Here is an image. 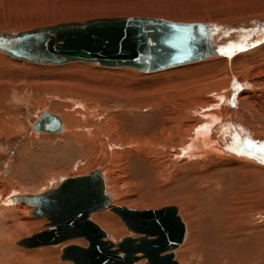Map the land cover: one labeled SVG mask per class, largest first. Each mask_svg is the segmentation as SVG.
I'll return each instance as SVG.
<instances>
[{
    "label": "bare ground",
    "instance_id": "6f19581e",
    "mask_svg": "<svg viewBox=\"0 0 264 264\" xmlns=\"http://www.w3.org/2000/svg\"><path fill=\"white\" fill-rule=\"evenodd\" d=\"M138 16L161 18L174 22L191 23V21L171 20L162 17L146 15ZM203 23L208 24V28L211 33L210 41L212 43V47H209V53L207 54L206 51V56L196 61L179 64V66L175 65L172 66L173 68L167 67L161 69L162 71L160 70V72L157 70L158 74L153 75V77H156L158 83H161V86H163L162 89H159V91L152 94L153 90L151 87H149L151 89L149 92L146 89H132V100H129V105H127L128 109L125 104V107L122 106L123 109H127V111L123 113H121L122 110L119 112L120 110L116 109L115 111L110 112V108L97 110L98 106L101 105L100 103L107 100L104 98L105 96L102 97V95L99 94H96V98L100 100V102L91 103L79 100L72 102L68 101L71 102V104L66 102L67 104L64 112L58 113L56 109L60 106V104H62V102H57L53 97L52 103L50 102L46 105L45 102H41L42 104L40 107L42 110L39 112V116L41 117L42 113L49 109L50 112L47 110L49 113L60 116L64 129L56 132L41 131L33 128L34 123L31 124V133L35 135L37 133L41 134L42 132H46L49 136H47L48 138H53L54 136L60 137V140L61 138L64 139L66 144L71 145V143H74L75 145H78V147L80 146L85 152L84 157L86 159L89 160L90 157L95 156L99 158V164L101 162L106 164L104 168H100L106 181L107 193L111 196L112 205H115V203H112V197L115 195L117 196L114 189L118 188V180L120 177L130 180L131 167L142 156L149 159L147 161L151 163L152 169L153 167L156 169L157 173L155 174L157 175H173L176 178L183 176V180L181 181L192 183L188 188V192L192 195L191 199L202 203H208L211 201L216 206V213L219 216V220L215 231L212 232V237L221 232L224 241L233 242L235 244V242L244 236L245 233L251 232L250 234H252L254 232L256 227L254 224L255 222L250 224L247 222L249 219L254 217L256 210H258L260 206L264 205V153L260 151L261 147H264V18H262V20L242 21L233 26H230L227 23ZM222 25L225 27H222ZM41 27H35L24 31ZM226 27L228 29L227 33L225 30ZM0 30L7 33L24 32L22 30L7 31L1 28ZM234 40L236 42H234ZM0 52L4 53V56L8 57V59H10L9 56L13 57L1 50ZM214 55H220L221 57H213ZM210 57L213 58L205 60ZM15 59L18 61L23 60L33 62L26 59ZM238 63L241 64L239 68H237ZM127 68L136 69L133 67ZM141 73L144 72L141 71ZM229 74H235V77L227 79ZM127 90L122 89V91L126 93ZM135 90L137 93H135ZM138 91H141L142 93ZM84 93H87L88 95V92ZM170 97L177 98V104H173L171 106L170 104L173 101V98L171 99ZM246 99H249L252 107L246 102ZM108 100L111 99L108 98ZM2 105L3 104L0 103V110H2V113H0V125L3 126V124L6 125V123H8V119L6 118L7 115H4V119H6L5 121L1 120L3 113H8V108H5L4 105ZM95 105H97V107ZM72 106L78 107L79 110L73 111ZM122 107L120 108L122 109ZM143 108L146 111L148 109H153V112L149 116L138 114V112H142L141 110ZM82 109L84 112H81ZM194 110L197 113H201L200 115L202 117L201 124L198 125L196 130L195 126L198 122H200V120L198 119L196 122H193L192 111ZM180 111L183 118H190L189 122H187L186 119L175 122L179 118ZM250 111L254 113L257 112L258 115L263 117V119L259 118L258 115H254ZM127 112L131 113L128 114ZM132 113L133 115L137 113V116H131L132 118L130 117L128 119V121L131 122L130 124L134 127V129L130 131L126 130L124 125L126 123L125 121L127 116H130ZM94 117H98L100 119V122L96 123V125H94V122H91ZM160 123L163 126L161 132H159L161 137L159 136L160 138H158V140H156L158 136L156 137L153 133L155 131H153L150 136L148 135L149 137L145 135L147 132L152 131V128H157V125ZM189 123L192 124L189 126ZM255 123L259 125V129L261 130H259V133L256 134L254 129L251 130ZM84 127L86 128L83 130L82 128ZM193 130H195L194 136L191 140H189V136ZM48 133H56V135L52 134L50 137L51 134ZM58 134H63V136ZM154 136L155 138H153ZM30 142H32V140ZM249 143L253 146L249 147ZM119 144L121 146L120 148L117 147ZM108 147L111 148V150H109ZM162 148H164V150L166 149L165 151L167 152L161 153L163 150ZM174 150H176V152ZM244 159L250 160L252 163L256 164L258 169L250 168L253 167L252 164ZM224 167L226 168L225 171L223 169ZM91 168L92 166H89L87 169L80 170L79 173L83 174ZM120 168L122 170L118 171ZM188 171H193V173L199 175V177H196L195 180H189L191 174H188ZM234 172L237 174L235 175V178H239L240 181L236 186L232 183V175ZM126 179L124 181H127ZM207 179H212L214 181L211 182ZM120 180L122 182L123 179ZM200 180H203L204 182L201 184L196 183ZM8 187L9 188L4 197H2V190L0 188V210H4V213L8 215H22V221L13 223L5 221L4 226L0 228V237L2 238V240L0 238V264L16 263L17 259L12 258L13 256L8 254L11 249V252H13L14 249L19 248L16 244L11 243L10 238H13L11 235L14 234L13 232H19L22 229L24 230V228L28 229L27 225L29 223H27V221L34 219L31 217L25 218L24 215L26 213L32 214L36 217L32 213L34 205H29L27 201L25 202L23 200H17L15 202H12L11 200L8 201L12 197L8 198L6 196H8L13 190V184H10ZM14 193L19 192L15 191ZM27 194L38 195L40 193L32 194L30 192H23L20 195ZM20 195L18 194L15 196ZM127 198L128 197H126V199ZM170 200L172 201L173 199ZM178 202L180 203L184 217L187 219L188 225L186 226V223L183 221L186 226V235L180 245L175 248V252L186 241L190 230L191 232L187 239V243L191 240L193 233L198 238L196 220L192 217V215H190V211L192 210L191 204L194 203L185 199L178 200ZM100 216L104 218L112 228L119 229L118 227L122 224L118 220V217L111 212H102ZM44 219L48 221L47 218ZM2 220H4L3 215L0 216V222ZM48 228L49 226L47 223V229ZM109 237L111 236L109 235L107 239ZM71 239H67L62 242H66ZM13 241L14 240L12 239V242ZM58 244L41 245L37 247L55 246ZM186 246L184 247L186 248ZM185 248H182L181 251H184ZM58 251V249L45 250L40 253L34 251L36 254L33 255L32 258L36 260L40 259L45 264H55L54 255ZM185 252L187 253V251ZM139 255L143 254L139 253ZM29 257L30 256H28V258ZM143 258L146 257L143 256L136 262V264H138ZM196 262L200 263V261ZM254 262L252 264L257 263V261L255 263Z\"/></svg>",
    "mask_w": 264,
    "mask_h": 264
},
{
    "label": "rangeland",
    "instance_id": "374dc122",
    "mask_svg": "<svg viewBox=\"0 0 264 264\" xmlns=\"http://www.w3.org/2000/svg\"><path fill=\"white\" fill-rule=\"evenodd\" d=\"M138 15L188 22L227 23L233 26L242 21L262 20L264 18V0H0V28L7 31H24L45 25L85 21L93 18ZM222 27L225 26L222 25ZM225 30L227 33V27ZM234 42L236 41L234 40ZM0 53V103L5 108H8V113H3L1 120L5 121L6 119L4 117L7 115L6 118L9 123H6L7 126L5 124L3 126L0 125V188L2 190V197L6 195L5 193L10 184H13V190L6 196L8 198L18 194L20 195L23 192H30L32 194L43 193L49 189L56 188L67 177L82 175L79 171L87 169L89 166H92V168L83 174L106 166L103 162L99 164L100 160L95 156L90 157L89 160L86 159L84 157L85 152L80 146L78 147L74 143H71V145L66 144L64 139L61 138L60 140V137L54 136L52 138V134L56 135V133H48L51 134L50 137L52 139L48 138L49 136L46 132H42L43 134L45 133L44 135L42 133L32 134L31 124H34L38 117H40L39 112L42 110L40 107L41 102H45L47 105L50 102L52 103V98L54 97L57 102H62L56 109L58 113H62L65 110L66 102L79 100L82 102L97 103L100 100L96 98V94H99L102 97L105 96L104 98L107 100L100 103L101 105L98 106L97 110L110 108V112L116 109L120 110L119 112L122 110L121 113H123L127 111V105L132 100V89H146L148 92L152 89V94H154L163 87L161 83H158L156 77H153L160 70L158 72L141 73V71L132 68L107 67L82 61L62 65L36 64L29 61H18L11 56L8 59V57L4 56V53ZM213 57L221 56L214 55ZM239 66L241 64L238 63L237 68ZM234 75L229 74L227 79L235 77ZM122 89H128L127 93L123 92ZM84 92H88V95ZM99 95L97 96L100 97ZM107 97L112 101L108 100ZM175 97H172L173 103L171 102V106L178 102ZM71 102L68 103L71 104ZM246 102L250 104L249 99H246ZM124 104L127 109H123L122 106ZM95 106L97 107V105ZM47 110L49 111V109ZM72 110H79V108L72 106ZM141 111L138 114L149 116L153 112V109L146 111L143 108ZM81 112H84L83 109ZM0 113H2V110H0ZM127 113L130 114L131 112ZM192 113L193 122H196L198 119L200 120L195 126L196 130L198 125L201 124L202 117L200 115L201 113H197L195 110ZM252 113L256 116L258 115L257 112ZM135 114L133 115L132 113L130 116H127L124 125L126 130L131 131L134 129L128 119L131 116H137V113ZM258 117L263 119L260 115ZM185 119L182 117L180 111L179 118L175 122ZM186 121L189 122L190 118L186 119ZM91 122H94V125H96V123L100 122V119L94 117ZM191 124L189 123L188 125L190 126ZM255 124L251 130L254 129L256 134L259 133L260 129L259 125ZM162 126L161 123L158 124L157 128H152V131L147 132L145 135L150 136L155 131L153 133L156 137L158 136L156 138L158 140L161 137L159 132H161ZM85 128L82 129L84 130ZM195 130L190 134L189 140L193 138ZM58 135L63 136V134ZM31 140L32 142H30ZM117 147L120 148V144ZM162 149L161 153L167 152L165 151L166 149ZM174 151L176 152V150ZM147 160L149 159L142 156L136 161L131 167V178L130 180L128 179L129 181L124 177H120L123 180L121 182L119 179L118 188H113L117 196L112 197V203H115V206H128L134 209H151L175 205L179 208V215L187 226V219L184 217L178 200L185 199L193 202L194 204H191L192 210L190 211V215L196 220L198 238L193 233L191 240L187 243L191 230L189 231L186 241L177 249L178 251L176 250L177 255L175 258L180 264H252L254 261H257L256 264H260V262L264 264V205L260 206L256 210L254 217L247 222L248 224L255 222L256 227L252 234H250L251 232L245 233L235 244L224 241L221 232L212 237V232L215 231L219 220V216L216 213V206L211 201L202 203L191 199L192 195L188 192V188L192 183L181 181L183 180V176L176 178L173 175L161 176L155 174L157 173L156 169L154 167L152 169L151 163ZM244 160L252 164L253 167L250 168L258 169L257 165L250 160ZM223 169L224 171L226 170L225 167ZM121 170L120 168L118 171ZM188 174H191L189 180H195L196 177H199L193 171H188ZM235 175L237 174L234 172L232 175V183L234 186L240 182L239 178H235ZM125 179L127 181H124ZM207 180L214 181L212 179ZM202 182L204 181L200 180L196 183L201 184ZM15 191L19 193H14ZM126 197L128 198L126 199ZM170 199L173 200L171 201ZM105 211L111 212L118 217V220L122 223L120 224L121 228H112L100 216ZM1 215L4 216V220L0 222V228L4 226L5 221H10L11 223L22 221V215H8L2 209L0 210ZM25 215V218L31 217L34 220L27 221L29 223L27 225L28 229L24 228V230L19 231L20 233L17 231L13 232L14 234L11 235L13 238H10L11 243L19 247L14 249L15 252H11L12 249L8 252L9 255L11 254L13 256L12 258L17 259L15 264H45L40 259L36 260L32 258L36 254L34 251L40 253L45 250L57 249L59 251L54 255L55 264H73L71 260L61 258L63 248L69 244L89 245L88 240L79 237L55 246L36 248L21 247V245L17 244L18 240L47 229V223H49L44 218H36L28 213ZM91 219L110 233L111 237L108 239H111L115 243L120 242L123 237L128 235L134 237L140 235L130 231L122 218L110 209H101L94 212ZM12 239L14 240L13 242ZM182 248H185V250L181 251ZM28 256L30 257L28 258ZM196 261H200V263ZM138 264H147V258H143Z\"/></svg>",
    "mask_w": 264,
    "mask_h": 264
},
{
    "label": "water",
    "instance_id": "95a60500",
    "mask_svg": "<svg viewBox=\"0 0 264 264\" xmlns=\"http://www.w3.org/2000/svg\"><path fill=\"white\" fill-rule=\"evenodd\" d=\"M208 27L203 22L142 16L95 18L24 32L0 30V50L35 63L83 61L149 73L204 58L212 47ZM33 128L51 132L64 129L60 116L47 110ZM10 200L27 201L34 205L32 213L36 217L49 222L48 229L18 240L21 246L54 245L84 237L88 246L66 245L61 258L73 264H136L145 256L147 264H180L175 248L184 240L186 226L178 207L134 209L112 205L101 168L67 177L44 193L14 196ZM98 209H111L130 231L141 234L128 235L118 243L108 240L110 234L91 219Z\"/></svg>",
    "mask_w": 264,
    "mask_h": 264
},
{
    "label": "snow or ice",
    "instance_id": "6c2138e0",
    "mask_svg": "<svg viewBox=\"0 0 264 264\" xmlns=\"http://www.w3.org/2000/svg\"><path fill=\"white\" fill-rule=\"evenodd\" d=\"M252 146H253V145H252L251 143H249V147H252ZM260 151H261L262 153H264V147H261Z\"/></svg>",
    "mask_w": 264,
    "mask_h": 264
}]
</instances>
